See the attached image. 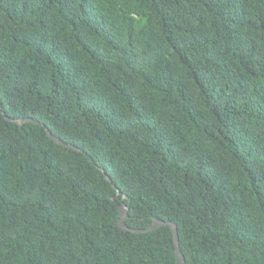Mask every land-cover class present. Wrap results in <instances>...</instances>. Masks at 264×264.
Returning a JSON list of instances; mask_svg holds the SVG:
<instances>
[{"label":"trees","instance_id":"obj_1","mask_svg":"<svg viewBox=\"0 0 264 264\" xmlns=\"http://www.w3.org/2000/svg\"><path fill=\"white\" fill-rule=\"evenodd\" d=\"M0 105V264H264V0H0Z\"/></svg>","mask_w":264,"mask_h":264},{"label":"water","instance_id":"obj_2","mask_svg":"<svg viewBox=\"0 0 264 264\" xmlns=\"http://www.w3.org/2000/svg\"><path fill=\"white\" fill-rule=\"evenodd\" d=\"M1 108V105H0ZM8 121H12L15 122L16 124H18L20 127L25 123V122H33V123H38L37 121L31 119V118H21V119H10L8 117H5ZM43 126V125H42ZM44 130L46 132V134L48 135L49 138H51L54 142L60 144L61 146L64 147H68V148H72L74 150H78L76 147H74L71 144H67L64 143L63 141H61L59 138H57L56 136H54L46 127H44ZM104 174V173H103ZM105 179L109 180V178L107 177L106 174H104ZM116 194H120V192L118 190H116ZM123 198H125V196H123ZM127 207L124 204H121L119 206V213H120V218L117 221V225L120 229L124 230V231H130L133 233H143V232H147V231H152L155 230L157 228H159L160 226H169V228L172 231L173 234V243H174V253H175V258L177 261V264H185L184 262V257L179 249V245H178V234H177V227L174 223L172 222H164L161 221L159 219H153L152 223L146 228V229H130L125 225V221L128 218L127 216Z\"/></svg>","mask_w":264,"mask_h":264}]
</instances>
